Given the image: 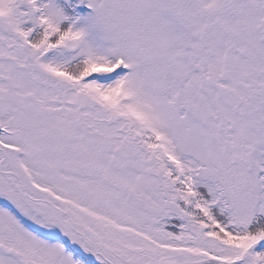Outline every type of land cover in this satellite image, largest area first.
Listing matches in <instances>:
<instances>
[{
	"label": "snow or ice",
	"instance_id": "6c2138e0",
	"mask_svg": "<svg viewBox=\"0 0 264 264\" xmlns=\"http://www.w3.org/2000/svg\"><path fill=\"white\" fill-rule=\"evenodd\" d=\"M0 264H264V0H0Z\"/></svg>",
	"mask_w": 264,
	"mask_h": 264
}]
</instances>
